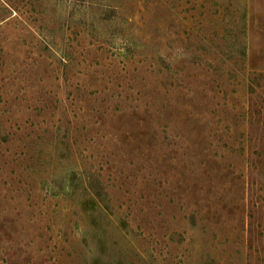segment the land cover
Instances as JSON below:
<instances>
[{
  "label": "rangeland",
  "instance_id": "1",
  "mask_svg": "<svg viewBox=\"0 0 264 264\" xmlns=\"http://www.w3.org/2000/svg\"><path fill=\"white\" fill-rule=\"evenodd\" d=\"M0 264H264V0H0Z\"/></svg>",
  "mask_w": 264,
  "mask_h": 264
}]
</instances>
